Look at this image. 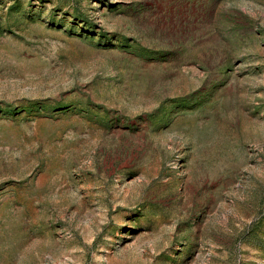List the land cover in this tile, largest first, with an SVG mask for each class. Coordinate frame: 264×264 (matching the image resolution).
Wrapping results in <instances>:
<instances>
[{"label":"rangeland","instance_id":"374dc122","mask_svg":"<svg viewBox=\"0 0 264 264\" xmlns=\"http://www.w3.org/2000/svg\"><path fill=\"white\" fill-rule=\"evenodd\" d=\"M0 264H264V0H0Z\"/></svg>","mask_w":264,"mask_h":264}]
</instances>
